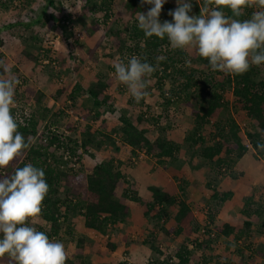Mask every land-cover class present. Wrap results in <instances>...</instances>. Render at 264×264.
Masks as SVG:
<instances>
[{"label":"trees","instance_id":"trees-1","mask_svg":"<svg viewBox=\"0 0 264 264\" xmlns=\"http://www.w3.org/2000/svg\"><path fill=\"white\" fill-rule=\"evenodd\" d=\"M42 1H24L16 15V19H20V21H13L10 28L15 29L17 24H21L26 31L29 30L32 24L25 25L23 20L27 16L33 18L35 13L31 9L32 5ZM85 1L87 4L86 14L107 11L105 18L111 19L112 0H102L100 5L94 0ZM169 1L166 0L162 8L159 17L161 23L174 22L169 12L177 8V0H173L174 4H169ZM44 2L47 7L54 10L48 20L57 23V27L63 31L67 41L75 38V34L71 30L72 21L69 16L63 14L61 1L44 0ZM198 3L196 0H192L190 15L200 14L203 0H198ZM13 4H15L14 0H0V13L10 10ZM151 7L153 6L144 4L142 0H127L123 8L124 14L129 17L126 25L122 29L107 31L106 36L112 38L110 47L112 53L108 57L113 58L118 55V62L127 63L129 58L137 56L142 62H148L156 69L150 80H155V89L160 92L159 95L162 98L160 109L162 108L163 113L146 118V115L154 110L151 107L147 108L146 112L148 113L140 116L130 115L128 109H122L119 117L120 126L114 130L113 135L105 134L103 131L89 126L79 138L77 137V128L73 123H69L73 119L68 120L71 115L66 110L77 112L75 110L79 109L78 99L87 95L92 106L83 109L82 113L87 115L85 118H88L91 124L103 117V113L100 111L102 109L107 114L115 113L116 100L110 91L109 83L110 74L115 77L114 66H103L99 70L100 73L95 79L96 81L88 88L77 83L67 96L65 109L58 108L55 111H53V107L45 103L47 99L45 94L33 87L29 79L23 78L22 86L28 90V96L26 91L21 94L15 93L16 105L12 109V114L18 122V131L24 136L30 147L17 167L31 163L45 172L49 191L43 202L40 219L45 222L46 226L41 224L42 226L37 227L35 225V228L44 231L49 239L57 242L64 241L61 236L68 234L69 229L67 230V228L70 226L71 220L75 218L83 220L85 230L109 237L110 233L115 232L117 226L126 222L130 202H135L140 204L144 216L152 224V231L144 240V244L152 250L155 262L147 264H192V260L195 258L193 250L197 246L199 249H207L216 244L223 236L226 238L233 236L236 244H247L252 241L254 231L264 237V203L256 201L254 194L246 196L241 210L242 224L237 226L225 224L219 233H216L215 238L208 237L201 241L197 240L194 249H191L192 242L189 237L199 233L203 226L196 219L189 204L178 195H174L170 189L162 190L154 186L149 188V192H151L149 199L141 198L123 171L122 163L124 162L117 159L120 149L116 136L121 139L122 145L131 148V156L128 157L130 162L126 165H132V159H138L143 152L160 162L163 159H169L172 164L176 160L178 161L182 145L167 138V127H161V122L168 121V113L171 108H179L181 105L190 107L194 117V126L191 132L186 135L184 142L188 145L187 152L191 157L189 162L191 163L194 158L202 161L212 175L213 179L207 185L208 189L213 192L207 202L208 221L212 226L224 205L234 197L233 191L219 192L215 187V182L226 177L236 180L237 176L234 174L236 165L249 152V147L243 140L241 127L235 117L230 114L232 109L236 111V114L240 111L246 113L251 129L245 133L249 146L254 150L258 159L264 157V151L257 148L258 142L264 143V74L262 70L264 64L252 65L249 71L243 75L225 74L213 71L209 62L199 55L194 59L185 50L172 48L167 37L164 39L155 36L145 37L144 32L137 26L136 13L146 14ZM210 7L212 6L210 5ZM223 11L226 16L243 21L250 19L257 9L248 8L241 17H234L229 9ZM93 23L95 25L92 30L98 29V22L94 20ZM84 34H88L86 30ZM89 37L92 36H87V38ZM28 38V40L40 43L39 35L34 32L30 33ZM2 45H4V41L0 39V46ZM50 53V49L44 51L43 55L22 52L20 56H23V60H19L18 64L20 66L24 64L36 65L43 57L49 61L46 68L54 69L53 64L58 63ZM190 64L197 67L191 69ZM4 66L3 63L0 65V73H3ZM53 74L54 71L50 75L53 76ZM167 84L170 85L169 90L166 89ZM123 86L121 93L125 94L127 87ZM149 91L151 92V90ZM230 93L232 100L227 97V94ZM64 94L63 89L59 90L54 95L55 100H61ZM145 100L146 98L137 102L131 98L126 105L130 104L137 109L143 108ZM194 101L197 107L192 104ZM223 114H227V117L222 118ZM43 121L48 124L41 133L39 130ZM73 122L75 123V121ZM148 122H153V125H157L156 128H159L157 129L159 137L154 142L147 138L146 131L139 128L140 125L149 124ZM62 126H64V131H61ZM209 126L213 127L212 130L208 134L204 133L206 127ZM37 136L38 142L35 141ZM108 148L114 151L99 162L100 155ZM66 153H69L71 157L78 158L80 164L78 171L73 170L70 161L64 160ZM86 156L97 161L96 165L87 167L84 159ZM133 165L135 166V164ZM201 166L197 167L201 168ZM14 168L15 165L8 168L7 171L11 173ZM2 178L0 177V179ZM120 191H122L121 195H119ZM169 223H172L173 226L166 229V225ZM161 234L173 235L176 238L186 236V239L182 240L181 249L175 253L177 262H160L158 260V256L162 254L158 243ZM206 235L209 236L210 231ZM87 242L91 241L86 238H80L77 241L76 257L74 259L68 257L66 264H92L89 261L85 263L83 259L84 244ZM108 245L112 251L117 249L116 245L112 243H108ZM259 252L257 250L254 253L256 258L263 257L264 253L259 256ZM237 253L242 254L241 258L246 256L243 247L239 248ZM250 258L253 260L252 253ZM209 262L210 258L202 264H209ZM0 264H9L8 258H0ZM121 264L128 263L122 262ZM227 264L232 263L227 261Z\"/></svg>","mask_w":264,"mask_h":264},{"label":"rangeland","instance_id":"rangeland-1","mask_svg":"<svg viewBox=\"0 0 264 264\" xmlns=\"http://www.w3.org/2000/svg\"><path fill=\"white\" fill-rule=\"evenodd\" d=\"M24 1L26 0H14L15 4H13V7H11L10 10H5L0 13V39H2L4 43H9L5 47L4 45L0 46V65L3 63L6 66L7 64V67L11 70L15 77L20 80V84L16 87L15 91V93L17 94H21L26 91V95L28 96V90L24 88V86H22L24 84L22 80L23 78H31L29 80L34 82V78H40L41 76H44V81H47L44 82V86H50L49 88H47V90H49V94L51 93L50 91L57 92L62 89L61 87H63L64 91L67 90V92L61 98L60 101L62 103H59L60 105H57L55 107L54 102L51 101V99H54L52 94L49 98L46 99L45 103H47V105L50 104L51 107H53V111H55L56 109L58 110V108L65 109L67 96L73 89L72 87L75 83H81L85 88L89 87L94 81H96L95 79L97 78V76H99V68L102 69V67L105 65L114 66V64L118 62V55L113 58L108 57V55L112 53V50L110 48L112 38H109L106 35L107 31L109 32L115 31L116 29H122L126 25L127 21L129 20V17L124 14L123 8L127 0H112V4L110 7L111 19L108 20L105 18L107 11H102L91 15L86 14L87 4L85 0H67V3H65L64 5L61 4V7H63V14L65 13L66 16H69L72 21L71 30L75 34V38L68 41L66 40L63 31L59 27H57V23L48 20L49 15L52 14L54 10L51 7H47L46 2H44V0L42 2H37L38 5L35 6L34 10L32 9V11L36 13V16H33V18L27 16L23 20L25 25L31 24L32 22H35V18L38 15L40 16L44 11V17H46L47 19L43 17V21L41 22L44 28L43 31L37 30L38 28H36V30L30 28V31H26L25 27L21 24H17L18 26L15 29L10 28V25H12L11 23L13 21L15 22L18 20L16 19V15L19 13V9L22 8ZM94 1L97 2L98 5H100L102 2V0ZM174 3L175 2L173 0L169 1V4ZM89 7L91 9L90 4ZM94 20L98 22L99 26L98 29L92 30L93 25H95L93 23ZM18 21H20V19ZM85 30L88 33L86 35L84 34ZM33 32L41 33L39 37L40 43H37L33 40H28L30 33ZM90 35L92 37L87 38V36ZM76 37H78V40L76 39ZM24 49L29 51V53L35 55H43L44 51L50 49V54H52V58L56 59L58 64H53L54 69H49V67L46 68L49 65L46 64L48 60L42 57L40 62L36 65L24 64L26 66L22 67L23 65L20 66L18 64V61L23 60V56L20 55L21 51ZM185 51L190 55V57L194 59L198 57V54L195 50ZM196 67V65L190 64L191 69ZM65 68L71 72L70 75L67 77L69 78V82L68 79H64L66 77V73H64L62 70ZM17 70L19 72H16ZM262 70L264 74V67ZM53 71V76L55 77V80L50 81V74ZM109 77V83L111 87L110 91L114 95L113 98L118 101L116 112H109V114H107L106 111L102 109L100 111L101 113H103V117L99 121H95L91 124L88 118H85L87 117V115H85L84 112L82 113V110H75L77 112L66 110V112L71 115V117H69L68 119L69 121L70 119H73V121H75V117L79 119L78 121H75V123L73 121L69 122L73 123L74 126L77 128V137L80 138L89 126L93 127L98 131H103L105 134L113 135L114 130L120 126L119 117L122 113V109H128L129 114L133 116H140L148 113L146 112L148 111V107L154 109L152 112H149V117L161 115L163 113L162 108L160 109L162 98L159 95L160 92L155 89V80H151V83L147 89V91L151 90V92L149 91L150 97H148L149 95L146 97L147 99L145 100L144 108L137 109L135 107H132L130 104L126 105L127 101L133 97L128 92V90H126L125 94L121 93V90H123L122 87H124L123 84H121L116 79V76ZM53 82H56L55 87L52 86ZM40 83L41 82L38 83V87L41 86ZM65 85L67 86V89L64 87ZM169 87L170 85L167 84L166 89L169 90ZM227 97L230 98V100L233 99L231 93L227 94ZM87 104L92 105V102H89ZM192 104L197 107L195 101ZM179 108H171L170 112L168 113V121L161 122V127H167V137L172 136V138L174 139L181 138L185 140L186 135L193 129L194 117L192 115V109L190 107L181 105ZM230 114L235 117L237 123L241 127L243 140L245 144L249 147V152L243 158L244 164L239 167V170H237V168L234 170V174L237 176V179L232 180L228 177L223 178L215 182V187L217 190L220 189L218 191L226 192L230 190L229 187H231L230 185L232 183L235 184V194L237 196L234 200V203L228 205L227 212L229 214L228 220H230L231 223L240 225L243 223V216L241 215V210L244 206V199L242 200L243 196L247 194H254L256 197V201L264 203V157L258 159L254 153V150L248 145L249 142L245 136V133L251 131V129L246 118V113L240 111L238 114H236V111L232 109ZM226 117L227 114H223L222 118ZM214 121L215 119L213 120V122ZM47 124L48 122L44 121L41 123L39 130L41 133L42 130L45 129V126ZM148 126L151 127L150 136L152 138L156 137L157 139L159 137V132L153 131L155 129H159L156 128L157 125H153V122H150ZM212 128V126L206 127L204 133L208 134L212 130ZM61 131H64V126L61 127ZM37 138L35 140L36 142L39 141V138ZM116 140L119 142V144H121V139L118 136H116ZM112 151L114 150L108 148L106 152H102L99 157V162L105 159L106 156H108ZM145 156L146 155H144L141 161L135 164V166L133 164L131 166L126 165L130 162V160L128 157H125L124 163H122V167L124 172H128L127 176L129 177V182L134 185L139 196L141 198L149 199L151 197V192H148V189L150 188L149 186L155 185L154 183H151L153 180L150 179L149 175L146 176L144 174H138L136 176L137 173L135 174V171L137 169L139 170L137 166H139L141 162H150V164H153L152 161L155 158L149 156L150 160H146ZM184 156L185 162L187 161L188 163V160H190L191 157L189 156L187 150L186 153H184ZM84 159L87 167H93L97 163V161L92 159L90 156H86ZM243 161H241V163ZM21 162L22 158L17 164H14L15 167L19 166ZM193 162L194 167L198 168L196 169L197 171L205 170L206 174L202 178L198 177L197 180H193V186H191V189L189 191L187 188H182L183 184L180 185L178 182L180 180L186 182L187 177L182 175L178 171L175 172L174 170H177V166L173 167V164L170 165V167L173 168L170 171L174 173H169L165 175V180L167 181L165 182V185H168V189H170L175 195H178L181 199L186 200L187 202L189 200L191 201L190 204L192 205V209L194 210V212H197L198 218L196 219H199L198 222L203 226L207 222L205 214V212L208 210L207 202L213 195V192L208 189L207 185L209 181H212L213 178L210 172H208V167L204 166L202 161L193 159L192 164ZM153 166L155 167V164ZM197 166H201V168ZM177 178H179L180 180ZM225 179L228 180L229 184L224 181ZM199 184L204 185L203 187L199 188ZM180 187L183 189L182 192L180 190ZM190 192H192L193 198L190 197ZM121 193L122 191L119 192V195H121ZM199 193L201 194L200 196L197 195ZM194 194H196L197 197ZM195 198H197V200ZM132 203L136 211L134 214L135 223L133 224L135 229L132 230V228L128 225H120L119 228H116L115 232L110 233L109 237H103L95 232L85 230L82 219H72L70 226L67 228V230L69 229L68 234H62L61 236L64 241H66H61V243L65 245L68 257H70L71 259H74V257H76L77 241L80 238H86L91 242H87L86 244H84L83 259L85 263H88L89 261L92 264H121L125 261L126 263H129L130 260H132L134 264H147L150 259L154 257L152 250L144 244V240L147 238L149 232L152 231V224L150 222L147 224V222L145 221V219L147 218L143 215L140 204L135 202ZM224 216H226L225 213ZM41 224L46 226L45 222H43L41 219L40 223L36 224V226L38 227ZM36 226L34 225L33 227ZM172 226L173 224L169 223L166 225V229H170L172 228ZM222 227V220H218V222L215 221V224L211 226V229L218 234L219 230ZM196 234L198 233L192 234L189 237L190 241L191 238L193 239L194 237H197ZM184 239H186L185 235L176 238L173 235L167 236L166 234H161L159 236L158 243L161 249H165V251L171 250L175 254L178 250L181 249L182 240L184 241ZM249 242L247 244H236L233 237L229 238V240L221 237V239L217 241L216 244L209 246L207 249H199V247L197 246L195 250H193L195 258H193L192 264H202L205 262V260H209V258V264H227V261L232 264H264V255L262 258L257 257L258 259L254 255L257 250L258 252H261H259V256H262V253H264L262 252L264 249V237L254 231L252 241ZM108 243L116 245L117 249L115 251H112L109 248ZM240 246L243 247L245 251L246 256H243V258H241L242 254L237 253V250L241 248ZM127 253H129V255ZM251 253L253 260L250 258ZM255 259L259 260V262H256L257 260Z\"/></svg>","mask_w":264,"mask_h":264},{"label":"clouds","instance_id":"clouds-1","mask_svg":"<svg viewBox=\"0 0 264 264\" xmlns=\"http://www.w3.org/2000/svg\"><path fill=\"white\" fill-rule=\"evenodd\" d=\"M142 2L153 6L146 14L136 13L145 37H167L172 48L195 50L213 71L225 74L243 75L252 65L264 64V0H203L199 15H190L192 0H177V8L169 12L174 22L163 23L159 17L166 0ZM248 8L258 10L243 21L223 11L229 9L234 17H241ZM114 68L116 79L137 102L149 95L150 78L156 71L151 64L132 56ZM19 84L4 66L0 73V258L7 257L9 264H66L65 245L33 227L40 223L49 191L44 170L28 163L7 171L30 147L12 114ZM257 148L264 151V143L258 142Z\"/></svg>","mask_w":264,"mask_h":264},{"label":"crops","instance_id":"crops-1","mask_svg":"<svg viewBox=\"0 0 264 264\" xmlns=\"http://www.w3.org/2000/svg\"><path fill=\"white\" fill-rule=\"evenodd\" d=\"M38 5V3H34L33 5H32V7H31V9H35V6H37ZM39 12V11H38ZM37 14H39V13H37ZM34 16H36V13H35V15ZM43 17H44V11L42 12V14L39 16H37L36 18H35V22L33 23H31L32 24V26H31V28L32 29H34V30H36V28H38L37 30H39V31H43L44 30V28H43V26H42V21H43ZM34 24V25H33ZM35 34H37V35H39V37H40V35H41V33H37V32H34ZM9 43L8 42H5L4 43V47L5 46H7ZM22 52H26V53H29V51H27V50H22L21 51V53ZM29 54H32V53H29ZM33 55H35V54H33ZM65 63V62H64ZM28 65H30V64H28ZM65 65V64H64ZM6 66H7V64H6ZM24 66H26V65H23L22 67H24ZM20 69V68H19ZM99 70H100V68H99ZM64 73H66V77L64 78L65 80H67L68 79V82H69V78H67L69 75H70V71L68 70V69H63L62 70ZM110 76H112V74H110ZM41 78V79H40ZM37 77V78H34V82L33 81H31V80H29L32 84H33V87H35V88H37L39 91H41V92H43L44 94H45V96H46V98H49L50 96H51V94H52V96H53V98H54V95L58 92H52V91H50L51 93L49 94V90H47V88H49L50 86H48V85H45L44 86V82H47L46 80L44 81V76H41V77ZM29 79H31V78H29ZM50 81L51 80H55V77L54 76H50ZM57 80H59V79H57ZM39 82H41L40 84H41V86L40 87H38V83ZM61 82H64V81H61ZM78 83V82H77ZM77 83H75L74 84V86L77 84ZM53 85L52 86H54L55 87V85H56V82H53L52 83ZM73 86V87H74ZM66 89H67V86L65 85L64 86ZM72 87V88H73ZM62 89H63V87H61ZM86 88H88V87H86ZM62 89H60V90H62ZM64 90V89H63ZM67 92V90L65 91V93ZM70 92V91H69ZM126 93V92H125ZM65 95V94H64ZM88 96L86 95V96H84V97H81L80 99H78V108H79V110H83V109H88V108H90L92 105H88L87 103H89V102H91V101H89L90 100V98L88 99L87 98ZM148 97H150V95L148 96ZM56 98H54V99H51V101H53L54 102V105H55V107L57 106V105H60L59 103H62L60 100L59 101H56L55 100ZM147 99V98H146ZM122 102V101H121ZM120 102V103H121ZM58 103V104H57ZM49 106L51 107V105L49 104ZM53 106V105H52ZM117 106H118V101H116V108H117ZM125 106V105H124ZM144 108V107H143ZM118 110H120V109H118ZM150 128L151 127H149L148 126V124L147 123H145V124H143V126L141 125L140 126V129H142V130H144V131H146V136H147V138L151 141V142H154L155 140H156V137H154V138H152L151 136H150V133H151V131H150ZM154 132L156 131V132H158V130H153ZM169 140H173V141H176V142H178L180 145H182V149H181V152H180V155H179V159H178V161L176 162H173L172 164H173V167H175V166H177V170H174L175 172L176 171H178V172H180L182 175H184V176H186L187 177V183L185 182V181H181L179 178H177V179H179L180 181H178L179 182V184L181 185V184H183V186H182V188H187L188 189V191L191 189V186H193V184H192V182H193V180H197V178L198 177H200V178H202L203 176H205V174H206V171L205 170H196V168L194 167V162H193V164H192V161H191V163L189 162L190 160H188V163H187V161L185 162V160H184V153H186V150H187V147H188V145L184 142V139H181V138H177V139H174V138H172V136L170 137V136H168L167 137ZM117 145L119 146L118 148L120 149L119 150V152L117 153V159L118 160H120V161H122V162H124V158L125 157H130L131 156V148L130 147H128V146H125V145H122V144H119V142L117 141ZM142 154V155H141ZM140 154V156H142V158L144 157V155H146L144 152L143 153H141ZM146 158V160H150V158H149V156L148 155H146L145 156ZM183 159V160H182ZM195 160H197L196 158H194ZM141 161V160H140ZM139 161V162H140ZM152 161V160H151ZM241 161H243V159L241 160ZM241 161L236 165V168H237V170H239V167L242 165V164H244V161L241 163ZM138 162V163H139ZM153 162V164H150V162H148V163H142L141 162V164L139 165V166H137V168H139V170L137 169L136 171H135V174H136V176L138 175V174H144V175H149V177H150V179H152L153 181L151 182V183H154L155 185H154V187H158V188H160V189H162V190H167L168 188H169V186L168 185H165V182H167L165 179H166V176L165 175H167V174H169V173H174V172H172V171H170L171 169H173L172 167H170V165H171V161L169 160V159H163L161 162L159 161V160H153L152 161ZM157 162V163H156ZM263 163V162H262ZM147 164V165H146ZM155 164V167L153 166ZM131 166V165H130ZM149 166V167H148ZM235 168V169H236ZM181 170V171H180ZM196 170V171H195ZM125 173L126 174H128V172H126L125 171ZM180 177V176H179ZM128 179H129V177H128ZM163 179H164V181H163ZM227 184H229V182H228V180H224ZM198 183V182H197ZM256 184V183H255ZM254 184V185H255ZM151 185V184H150ZM178 185V184H177ZM200 185V187L199 188H201V187H203V185L204 184H199ZM149 186V185H148ZM231 187H229V191H233L234 192V197H233V199L231 200V201H228L225 205H224V207L222 208V210H221V212H220V214L218 215V217H217V219H216V222H218V220H222V222H223V226L225 225V224H229V225H232V226H237V225H239V224H234V223H231L230 222V220H228L229 219V214H228V212H227V207H228V205L229 204H233L234 203V200H235V198H236V187H235V184H231L230 185ZM149 187H151V186H149ZM181 188V187H180ZM181 190V192H182V190L183 189H180ZM199 190H201V189H199ZM218 190H220V189H218ZM148 192H149V189H148ZM219 192H223V191H219ZM175 195V194H174ZM191 195V196H190ZM190 197H192V192H190ZM194 195H196V194H194ZM197 195H201L200 193L199 194H197ZM197 195H196V197H197ZM151 196V195H150ZM245 196H248V194L247 195H245ZM245 196H243V198H242V200L244 199V197ZM193 198V197H192ZM145 199V198H144ZM196 200H197V198H195ZM186 201V200H185ZM187 202V201H186ZM190 200L187 202L188 204H189V206H190V208H191V210H192V212H193V214L195 215V217L196 218H198L197 217V212L195 211L194 212V210L192 209V205L190 204ZM142 209V208H141ZM135 207H134V205H133V203L132 202H130V210H129V213H128V217H127V219H126V222L124 223V224H121V225H128V226H130L131 228H132V230H134L135 228H134V214H135ZM143 212V211H142ZM224 213L226 214V216H224ZM144 215V214H143ZM227 218V219H226ZM199 220V219H198ZM145 221L147 222V224L149 223L148 222V220L147 219H145ZM215 224V223H214ZM213 226V225H212ZM116 228H119V226H117ZM129 229V228H128ZM134 236V235H133ZM231 237H233V236H231ZM231 237H228V238H226V237H224L223 236V238H225V239H228L229 240V238H231ZM130 251H131V249H130ZM129 251V252H130ZM129 255V254H128ZM128 264H134L133 263V261L132 260H130V262L128 263Z\"/></svg>","mask_w":264,"mask_h":264},{"label":"built area","instance_id":"built-area-1","mask_svg":"<svg viewBox=\"0 0 264 264\" xmlns=\"http://www.w3.org/2000/svg\"><path fill=\"white\" fill-rule=\"evenodd\" d=\"M61 1V3L64 5L65 3H67V0H59ZM63 8V7H62ZM46 64H49V61L46 62ZM146 118H149V115H146ZM79 119L77 117H75V121H78ZM38 139V138H37ZM46 141V139H45ZM142 159V156H140L138 159H132V164H137L139 162V160ZM64 160L65 161H70L72 164V168L74 171H78L79 168H80V164L78 163V158L76 157H71V155L69 153H66L64 155ZM206 214V224L203 225L201 231L196 234L197 237H194L193 239L191 238V242H192V245H190V248L191 249H194V246H195V242L198 240V241H201L203 238H215L216 236V233L211 229V225L208 221V210L205 212ZM208 231H210V235L207 236L206 233H208ZM163 251V253L161 255L158 256V260L161 262H165V261H169L171 263H175L178 261L177 257H176V254H174L171 250H166L165 249H161ZM149 262H155L154 258L150 259Z\"/></svg>","mask_w":264,"mask_h":264}]
</instances>
